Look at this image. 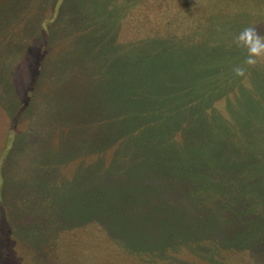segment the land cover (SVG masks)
<instances>
[{"label": "rangeland", "instance_id": "1", "mask_svg": "<svg viewBox=\"0 0 264 264\" xmlns=\"http://www.w3.org/2000/svg\"><path fill=\"white\" fill-rule=\"evenodd\" d=\"M30 7L32 25L40 21L46 33L56 30L47 42L55 46L47 47L58 52L61 80L59 92H32L27 99L52 94L64 112L65 97L78 105V98L88 96L85 110L90 111L95 92H161L150 133L142 135L148 148L140 155L142 170L184 175L185 184L195 188L189 197L201 206L209 202L213 210L205 224L200 222L197 244H205L203 230L223 238L211 260L185 247L171 251V243L185 235L194 243L193 230L199 228L177 210L183 199L175 206L177 196L171 197V205L164 206L139 194L137 215L129 216L123 206L131 198L128 182L116 179L114 187L92 172L71 185L75 215L68 230L52 237L54 228L49 232L48 226L54 221L45 214L28 217L25 230L16 220L11 251L0 254V264L7 257L11 264H179L169 254L184 264H254L246 249H260L258 242L264 241V53L255 65L247 64L248 46L239 37L252 27L264 38V0H30ZM0 38V43L9 40ZM237 67L243 75L236 74ZM72 84L75 90L69 92ZM12 93L0 91L5 100ZM173 96L187 128L193 116L183 104L199 114L194 139L201 147L194 156L202 168L191 169L190 155L183 152L178 154L182 168L172 164L177 148L171 139L162 142ZM6 106L0 102V164L11 140ZM80 159L56 163L55 181L69 179ZM82 159L90 162L96 155ZM0 201L9 206L13 199L4 194ZM40 203L28 202V209L37 213ZM39 220L44 229L40 238H32Z\"/></svg>", "mask_w": 264, "mask_h": 264}, {"label": "trees", "instance_id": "2", "mask_svg": "<svg viewBox=\"0 0 264 264\" xmlns=\"http://www.w3.org/2000/svg\"><path fill=\"white\" fill-rule=\"evenodd\" d=\"M31 16L30 0H0V37L9 39L0 43V91L16 92L12 93L10 95L12 98L8 100H5L7 96L0 95V102L8 104L6 114L11 132L10 144L0 164V200L3 201L4 194L13 199L9 206L0 201V254H8L11 251L10 234L14 231L13 223L16 220L22 224V230H25L24 223L28 217L39 219L40 214H45L44 216L54 221L52 226H48V231L54 228L52 237L57 236L59 232L67 231L71 215H75L71 208L73 205L69 204L72 196L71 185L93 172L94 175L103 176V181L106 184L111 182L114 187H118L116 179L120 184L121 179L128 182L132 188L131 198L126 199L123 206L129 216L137 215L135 210L139 204V194L145 195L147 203L160 202L164 206L171 205V197L176 196L178 205L175 206H179L181 204L179 198H182L183 204L177 210L187 217V221L199 225V228L197 231L193 230V234H196L194 243H191V235H185L183 238L175 239L171 243L172 248L169 249L176 251L185 247L210 257L211 260V257L218 253L214 252L219 245L217 240L223 236L203 230L205 244H197L196 241V238L202 235L200 222L205 224L209 212L213 211L209 202L201 206L200 200L196 201L189 197L191 196L189 193L195 191V188L185 184L184 175L159 171L145 175L146 171L141 167L140 155L148 151L142 137L143 131L150 133L147 129L152 125L151 116L158 104V97L161 98V92H145L140 96L134 95L135 92H121L123 95L119 92H107V95L95 92L96 104L94 102L93 107L89 102L90 111L85 110L88 96L78 98V105L73 98L65 97L64 101L68 100V105L64 112L58 110V103L55 102L57 98L51 96L52 94L40 99H27V95L35 94L32 92L40 94L59 92L61 80L58 52L55 48L47 47L55 46L47 42L51 39L52 32L56 30L50 27L46 33L40 21L33 22V25L30 23ZM14 23L20 24L12 26ZM20 42L26 44L20 45ZM45 71L47 76L44 77ZM50 77L52 85L47 84L46 79ZM122 83L118 80V87ZM99 85L100 82L97 83V87ZM74 90L72 84L69 92ZM171 101L175 108L166 121L169 128L167 132L162 133L167 134L162 135V142L171 139L174 142L173 146L177 148L174 154L175 162L172 164L182 168L178 154L183 152L185 156L190 155L191 169L202 168V161L194 156L200 152L198 149L201 147L194 139L197 130L194 121L198 119L199 114L192 113L186 102L182 103L191 112L188 113L189 116H193L190 122L192 119L193 121L187 128V122L182 124L183 120L179 116L182 105L177 103L178 97L176 100L173 96ZM73 123L77 124V128H74ZM61 133L62 140L59 137ZM91 154H95L96 159L83 162L82 158ZM75 158L81 159L72 176L56 182L55 164L66 163ZM36 200L41 201L37 213L28 209L30 206L28 202L34 203ZM104 214L98 215L106 219ZM43 227L44 224L40 220L39 224L33 225L31 229L37 236L32 238H40ZM260 242L262 243L260 249L258 245L255 251L246 249L254 264H264V241H259L258 244ZM167 253H170L169 250ZM168 257L172 261L184 264L174 255L169 254ZM8 259L9 257L2 259L1 263L11 264Z\"/></svg>", "mask_w": 264, "mask_h": 264}, {"label": "clouds", "instance_id": "3", "mask_svg": "<svg viewBox=\"0 0 264 264\" xmlns=\"http://www.w3.org/2000/svg\"><path fill=\"white\" fill-rule=\"evenodd\" d=\"M239 39L243 40L248 46L249 55L246 63L249 65H255L257 63V57L264 53V38H261L256 30L252 27H247L240 34ZM237 75H243L244 69L237 67L234 69Z\"/></svg>", "mask_w": 264, "mask_h": 264}]
</instances>
